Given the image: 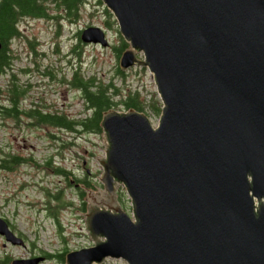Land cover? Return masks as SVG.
I'll return each instance as SVG.
<instances>
[{"label":"water","instance_id":"95a60500","mask_svg":"<svg viewBox=\"0 0 264 264\" xmlns=\"http://www.w3.org/2000/svg\"><path fill=\"white\" fill-rule=\"evenodd\" d=\"M101 1L129 45L120 70L145 67L162 108L154 127L133 110L103 113L97 191L110 202L86 192L93 245L65 264H264V0ZM79 39L108 46L97 27ZM0 236L23 246L1 218Z\"/></svg>","mask_w":264,"mask_h":264},{"label":"rangeland","instance_id":"374dc122","mask_svg":"<svg viewBox=\"0 0 264 264\" xmlns=\"http://www.w3.org/2000/svg\"><path fill=\"white\" fill-rule=\"evenodd\" d=\"M107 12L110 13L101 0H86L75 21H60L57 24L46 18L24 19L19 24L24 37L12 41L10 46L15 54H19V59L11 61L12 68L0 75V89H9L15 82L22 88L30 85L24 97V106L31 97H43L46 103L54 102L57 108L64 106L67 112L75 113L77 119L87 113L79 92L73 91L66 84L75 71L85 78L95 76L105 83L110 81L124 94L129 90H138L143 93L141 98L147 105L152 104L155 99L159 100L153 77L147 70L133 67L124 71L125 76L116 73L119 59L116 57L115 48L122 37L114 17L111 13L108 16ZM49 13L57 14L52 7ZM88 27L101 28L106 33L109 47L101 48L82 43L79 35ZM28 52L30 60L27 59ZM32 58L40 65V71L51 67L55 70V77L62 81L49 85L48 78L44 76H32L28 81L21 70L33 67ZM37 82L42 84L36 86ZM70 104L72 108L69 107ZM9 118H2L0 114V166L4 160L10 159L9 156L17 159L28 158L30 163L18 165L11 170L0 167V217L14 226L25 238L28 246L26 249L7 247L4 250V242L0 240V257L7 254L15 259H26L42 252L54 257L90 246L91 239L82 216L84 209L90 204V197L86 193H78L75 179L87 178L101 191L98 177L102 167L99 162L104 160L107 146L103 133L87 134L48 128L38 130L29 127L30 121L25 117H21L16 123ZM149 118L154 119L153 116ZM151 122L155 126L157 120ZM47 131L49 132L46 133ZM48 159L50 164L46 165ZM84 162L92 173L89 177L85 174ZM39 165L43 167L40 169ZM56 168L71 172V183L58 175ZM60 191L61 198L73 203V206L59 212L61 227L55 225L46 209L48 193L55 194ZM117 194L122 210L130 216V200L122 185L117 186ZM106 199L103 197L105 202ZM42 264L65 263L50 258Z\"/></svg>","mask_w":264,"mask_h":264},{"label":"trees","instance_id":"16d2710c","mask_svg":"<svg viewBox=\"0 0 264 264\" xmlns=\"http://www.w3.org/2000/svg\"><path fill=\"white\" fill-rule=\"evenodd\" d=\"M85 3L86 0H0V72H5L6 68L11 63L9 56L11 53L9 46L10 40L16 37H24L19 29V24L24 19L46 18L55 21L57 24H59L60 21H75L79 17L80 9ZM51 7L57 12V14L49 13ZM107 15L110 16V13L107 12ZM127 48V43L121 39V42L115 48L117 59H119L121 54ZM32 53L35 52L33 51ZM116 73L123 76L119 68H117ZM72 83V87L77 89L80 98L83 100L85 105L84 111H86L87 115L83 118L77 119L76 122L65 121L66 118L61 116L60 122L62 127L67 123L68 126L71 125L72 130H75L78 133L88 132L92 134H101L102 129L100 123L102 115L109 110H133L142 113L147 117L153 116L154 118H158L160 115L162 107L160 101L155 99L152 104L147 105L141 98V93L138 90L134 92L129 90L124 94L123 91H119L110 81L105 83L102 80L97 79L95 76L85 78L76 71ZM12 91L15 97L22 95L21 92H24L20 91L16 86L12 87ZM115 96H118V98ZM32 117H36L34 121H38V123L54 126V124L41 115L39 118L34 115H32ZM13 119L15 121L18 120L16 113H14ZM73 126L75 128H73ZM9 157V160H4L2 162L3 164L1 167L11 170L18 165L30 163L28 158L17 159L13 156ZM45 164L49 165L50 159H48ZM42 167L43 166L39 165L40 169ZM55 172L66 178L68 183H71L70 178L73 176L71 172L63 168H56ZM75 180L77 181L75 184H83L85 188L91 189L90 184L87 181ZM78 193L83 195L85 191L78 188ZM60 196L61 191L55 192V194L48 193L49 198L46 202V209L49 215L59 227H61L59 212L65 208L73 206L71 201H65ZM66 254L67 252L54 257L50 254L44 255L47 259H58V262L64 263Z\"/></svg>","mask_w":264,"mask_h":264},{"label":"flooded vegetation","instance_id":"af4514ba","mask_svg":"<svg viewBox=\"0 0 264 264\" xmlns=\"http://www.w3.org/2000/svg\"><path fill=\"white\" fill-rule=\"evenodd\" d=\"M9 56H10V60L11 61H13L14 58H19V54H15L14 52H11L9 54ZM27 59L30 60L29 52H28ZM31 61H32V65H33L32 68H24V69L21 70V71H24L28 81H30V79H32V76H38V77L44 76V77H47L48 78L47 83L49 85L51 83H57V82L62 81L60 78L57 79L55 77V70L53 68L46 67L42 71H40V65L38 64L36 59L32 58ZM11 68H12L11 65H8V67H7L8 71ZM0 75H1V73H0ZM72 78H73V75L71 77V82H70L71 84H73L72 83V80H73ZM40 84H42V82H40V83L37 82L36 86L40 85ZM66 84H68V81H66ZM13 86H15V83H13ZM12 87L9 88V89L6 88L7 90L5 89L4 91L0 89V96L1 95L4 96L3 98L0 97V114L2 115V118H5V117L8 116V117H10L9 118L10 120H14L11 116H14L13 115L14 113H19L20 115L26 117V119L28 121H30L29 122V124H30L29 127H32L33 129L44 130L42 125H36V123L34 121V119H36V117H32V115H34V116H37V118H39L40 115H41L42 117L46 118L49 122L54 124V126H50L48 129H53V130H56V131H66V132L73 131L72 128H71V125L68 126L67 123L62 127L61 126V122H60V118L63 115L66 118L65 121H73V122H75L76 121L75 113L67 112V108H65L64 106H61L60 108H57V106H56V104L54 102L46 103L45 98H43V97L31 98V100L26 104V106H24L23 105V101H24L23 97H25V96H16L15 97L13 95ZM30 87H31L30 85H27L26 87H23V88L29 90ZM69 88H71L70 85H69ZM72 90L74 91L75 89H72ZM63 107H64V109H63ZM69 107L72 108L73 107L72 104H70ZM73 128H75V127L73 126ZM46 138H49V137H46ZM54 138H55V135H54ZM83 165L85 166V174H86V176L89 177L90 175H92V173H90L89 169L86 168L85 162L83 163ZM86 181H88V180L86 179ZM91 187H92V190L97 193L96 186H94L92 184ZM106 195L108 196V194H106ZM115 196H116L117 204L121 207V205L119 203L120 199L118 198V194L116 193ZM101 199H103V198H101ZM106 202H110V199L107 198ZM87 210H88V208L86 207L85 211H87ZM7 224H8V227H9L10 231L15 233L17 236L23 238L24 242L27 243L25 238L16 231L14 226L9 224L8 222H7ZM0 240L2 242H4V243H2V248L4 250L7 247H12L11 245H8V244L5 243V241H4L5 239L2 236H0ZM27 246H28V244L27 245L25 244V246H23V249H26ZM36 256H41V255H39V254L34 255L33 254V255L29 256L28 258H33V257H36ZM44 257L46 259V256H44ZM11 261H13V258L8 256L7 254H3L0 257V263L1 264H10Z\"/></svg>","mask_w":264,"mask_h":264}]
</instances>
